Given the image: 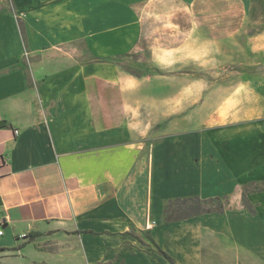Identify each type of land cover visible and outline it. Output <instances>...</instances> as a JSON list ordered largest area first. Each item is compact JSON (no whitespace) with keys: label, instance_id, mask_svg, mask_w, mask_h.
I'll return each instance as SVG.
<instances>
[{"label":"crops","instance_id":"1","mask_svg":"<svg viewBox=\"0 0 264 264\" xmlns=\"http://www.w3.org/2000/svg\"><path fill=\"white\" fill-rule=\"evenodd\" d=\"M167 1L198 0H0V264H208L231 247L264 264V77L207 88L167 50L164 74L115 61ZM194 197L235 206L166 221Z\"/></svg>","mask_w":264,"mask_h":264},{"label":"rangeland","instance_id":"2","mask_svg":"<svg viewBox=\"0 0 264 264\" xmlns=\"http://www.w3.org/2000/svg\"><path fill=\"white\" fill-rule=\"evenodd\" d=\"M259 10L250 15L243 12L241 0H198L193 5L181 8L175 2H160L142 10V36L136 53L127 59H116L122 69L137 77L164 74V64L156 62L159 56L164 59L166 50L172 55V61L181 59L173 65L183 66L182 71L198 73L205 78V86L213 88L228 82H240L244 74L252 78L264 77V56H251L246 52L244 41L247 36L262 32L264 22V0H256ZM198 25V29L196 28ZM193 28V29H192ZM204 41V59L196 61V39ZM194 42V45L180 47L178 41ZM179 48L183 53L176 52ZM262 62L261 67L254 63ZM170 69V70H171ZM229 203H214L211 210L233 208ZM252 211L244 198L241 204ZM180 209L178 204L171 207ZM217 208V209H216ZM239 261V263H238ZM208 264H261L254 259H245L234 248H228L222 256H212Z\"/></svg>","mask_w":264,"mask_h":264},{"label":"trees","instance_id":"3","mask_svg":"<svg viewBox=\"0 0 264 264\" xmlns=\"http://www.w3.org/2000/svg\"><path fill=\"white\" fill-rule=\"evenodd\" d=\"M244 200H245V195ZM178 204L180 209L174 211L171 207L173 204ZM214 203H220L219 201H211V200H202L198 197L187 198V199H178L176 201H172L166 205L165 213H166V221H174V220H182L186 218H190L193 216L201 215L204 213L211 212H223L224 210H211L210 206ZM217 209V208H216ZM253 212V211H250ZM35 236V235H33ZM160 253L167 258L171 264H175L174 261L164 252L160 251Z\"/></svg>","mask_w":264,"mask_h":264},{"label":"built area","instance_id":"4","mask_svg":"<svg viewBox=\"0 0 264 264\" xmlns=\"http://www.w3.org/2000/svg\"><path fill=\"white\" fill-rule=\"evenodd\" d=\"M150 223L153 224V222H149V224H150ZM1 235H3V231H2V230H0V236H1Z\"/></svg>","mask_w":264,"mask_h":264}]
</instances>
